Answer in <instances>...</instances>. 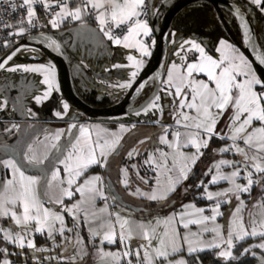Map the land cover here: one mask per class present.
I'll return each mask as SVG.
<instances>
[{"label": "snow or ice", "instance_id": "snow-or-ice-1", "mask_svg": "<svg viewBox=\"0 0 264 264\" xmlns=\"http://www.w3.org/2000/svg\"><path fill=\"white\" fill-rule=\"evenodd\" d=\"M37 6L43 9V18ZM170 6L168 0H80L76 6L72 0H0V17L21 13L16 23L0 18V29L9 37L0 44L8 49L0 56V71L42 77L39 84L46 87L31 96L36 105L60 92L56 64L51 59L18 63L15 58L30 53L38 59L51 52L72 64L73 80L79 79L81 91L98 84L115 100L145 94L143 103L130 106L125 116L147 119L119 123L120 133L135 130L137 123L160 126L155 134L158 140L148 145L151 136L138 139L125 153L127 163L117 166V183L127 195L160 209L155 216L149 211L151 219L146 222L142 215L135 228L131 218L137 208L142 214L144 208L126 203L112 181L94 171L109 170L111 159L123 148L122 135L99 124L80 123L82 114L76 112L65 128L45 129L43 140L0 145V152L7 155L0 158L6 173L0 181V264H14L13 258L19 264H28L29 258L32 264H85L89 255L94 264H134L133 257L135 264H202L199 254L206 251H212L221 264H243L249 253L264 264V76L257 73L253 60L224 37L217 38L213 46L217 55H213L195 34L183 36L172 29L160 33L169 45L160 70L141 77L157 46V23ZM253 7L264 14V0L233 4L229 12L239 21L244 45L255 62L264 66L260 50L264 40L257 43L260 34L254 38L245 19ZM85 17L93 19L96 27ZM150 19L157 23L150 24ZM66 22L76 25L67 30V40L59 31ZM21 37H25L23 43ZM33 42L40 47L32 46ZM107 42L130 50L127 63L104 66L105 73L117 70L115 79H86L91 67L87 58L97 50L110 52ZM73 48L75 62L69 55ZM8 104L4 96L0 110ZM12 109L25 118L37 116L20 95L13 98ZM70 109L61 96L52 114L64 119ZM167 109L174 125L163 119ZM214 140L219 147H212ZM206 152L214 158L197 177V165ZM229 155L233 158H226ZM130 169L138 183L131 181ZM254 188L258 189L255 197ZM165 209L171 210L161 214ZM37 234L51 246H37ZM249 238H259L260 243L244 247L237 255V247ZM106 243L119 247L105 251ZM254 249L262 254L258 256Z\"/></svg>", "mask_w": 264, "mask_h": 264}, {"label": "rangeland", "instance_id": "rangeland-1", "mask_svg": "<svg viewBox=\"0 0 264 264\" xmlns=\"http://www.w3.org/2000/svg\"><path fill=\"white\" fill-rule=\"evenodd\" d=\"M75 26L76 25L70 23L69 27L66 28L64 31H62L61 29H59V31L61 33L65 34L64 38L67 40L69 38V33L67 32V30L74 28ZM178 33L183 35V36L192 35V34H185V33H180V32H178ZM205 43L208 46V42L205 41ZM108 44L110 47V52H105L103 50H97L96 52L93 53L94 56H92V58H91V63H93L92 69H91L92 72H90L89 73L90 75L88 76L90 78V80L92 78H97V79L98 78H107L109 76L112 79H115L116 75H117V70L112 69V70H110L109 73H105L103 71L104 66L109 65L111 63H116V62L127 63V61L125 59V56L127 53L123 52L120 48L113 49V47L110 46V42ZM168 48H169V45L167 44L166 57L169 55ZM80 52H81V54L86 55V53H84L83 49H81ZM114 53H116V57H115ZM69 55L73 58V62H75V60L77 58V50L75 48L70 49ZM90 57H88L87 60ZM15 59H16V62H18V63H39V62H45L49 58H47L44 55L43 58L33 59L32 54L25 53L23 55H18ZM66 61H67L68 67L70 69L71 76H74L75 72H74V68H73L72 64H70L67 59H66ZM120 71L123 72L124 70H120ZM40 79H42V77H40L38 74L22 73V72L8 73V72H4V71L0 72V99H2L4 96H7L9 98L8 106L5 109L0 110V112L5 110L6 117H8V120L10 119L9 120L10 126L13 124L20 125L21 130L17 129L18 134L21 135L23 140H28L29 142H32L37 138L39 140H43V138L45 136V129L54 132L57 128H65L68 123L72 122L73 113H76V112L80 113L79 111H77L76 109L71 107L68 117H65L64 119H57L56 117L53 116L52 110L54 108L59 107V99L61 97L60 92H58V93L53 92L52 96L47 101L43 102L42 105H36L34 103V101L31 99V96L34 93L41 92L43 90V88L46 87L44 85L39 84ZM13 85H15V87H13ZM103 87L104 86L98 85V84H96L92 87V88L97 90V92H96L97 99L102 100V99L108 97L111 100L116 101L115 99H113L111 96L107 95L103 91ZM12 90H14L15 93L14 92L12 93ZM88 91L90 92V91H94V90H88ZM18 95L21 96V102L22 103H24V101H26V98H30L29 99L30 105L29 104L28 105H29V107H32L34 112L37 113L36 117L23 119L24 121L22 123H20L18 121L20 118H24V116L18 115V113H17L19 111L18 109L16 111H13V109L10 108V107H12L13 98L17 97ZM123 97H124V95L120 96L119 100L122 99ZM144 99H145V94L142 93L140 98L138 99V101H136L132 105V107L138 106L139 104H141L144 101ZM167 99L170 100L171 98L169 97ZM166 102L167 101H165V103ZM15 114L18 115V118H16V119H15V116H16ZM137 119L146 120L147 118L143 117V116L136 118V117H132V116L123 115V116L108 119V120H92V119H87L86 116L83 114L80 116V118H79L80 123H89L92 125L99 124L102 127H107L109 129L113 130L114 132H117V134L122 135L124 137V139L122 141L123 148L120 149L119 155H117L113 159H111L110 164H109V170L107 172H105L102 169H94V171L101 172V174L105 176L106 180L110 179L111 181H114V182L118 180L117 166L118 165L124 166L127 163V160L124 158L125 153L129 148H131L135 144V142L138 139H142L145 135L151 136L152 139L147 141L148 145H151L152 141L158 140V137L155 134L157 132H159L160 126L155 125V124L137 123L135 130H133L131 132H124V133L119 132V129H118L119 123L130 124V123L135 122ZM163 119L166 123L169 122V124L174 125V121L172 120L170 109H167L164 112ZM37 120H39L40 122ZM45 120H47V122H45ZM41 121H44V122L42 123ZM7 124H8V122L6 123V125ZM28 125H31V127H27ZM222 126H223V122L221 124V127ZM181 131H183V129H181ZM5 132H8V131H5ZM1 133H2V129H0V145H4L7 143L8 137H3V133L2 134ZM102 135H104V134L102 133ZM2 137H3V139H2ZM169 138H171L170 135H169ZM219 146H220V144L218 142H216L215 140L212 142V147H219ZM34 147H36L39 150L41 146L34 144ZM161 147H163V146L161 145ZM0 157L1 158H7V155H5L3 152H0ZM143 158L144 157L142 156L139 159H143ZM213 158L214 157L209 152H206L205 156L198 163L196 170H199L200 173H202L203 170L206 168V166L211 162V160ZM226 158L232 159L233 157L231 155H229ZM237 159H238V157H237ZM132 162L135 163V161H132ZM228 170L229 169H225V171H228ZM5 174H6L5 170L0 168V181H2L4 179ZM144 174L145 173L142 172L141 176H143ZM9 175H10V173H9ZM130 179L133 182V184L138 183V181L136 180V176L131 169H130ZM118 186H119L118 187L119 188L118 193H120L123 196V199L125 200L126 203L131 205L133 208H137V206L144 208L143 214L139 211V208H137V210L134 212V214L131 218V221H130L134 228L136 227V224L141 220L142 215H143V218L146 222L148 219H151V217L148 215L149 211L151 212L152 216H155L158 212H160V209H158L156 204H149L146 201L135 200L134 198L127 195L126 189H124L119 184H118ZM221 186L223 187L226 185L222 184ZM213 190H215V189H213ZM257 194H258V189L254 188L253 196L255 197ZM245 199H247V197H245ZM131 201H132V203H131ZM102 203L103 202H100L98 205L102 206ZM249 207H250V205H249ZM226 208H227V206L223 207L222 210H225ZM112 210L113 211L115 210V206H113ZM169 210H171V209H165L164 212L161 214H166L167 211H169ZM245 217L247 218V212H245ZM69 226H71L70 221H69ZM195 230H196L195 226H193V231H195ZM84 234H85V232H84ZM57 237L59 239V236H57ZM209 237H210V234L206 235L205 239H208ZM254 243H260L259 238H257V239L249 238V241L245 245V247H247L250 244H254ZM118 247H119V244H118ZM254 251L257 252L258 256L262 254L260 249H254ZM181 255H184V254L181 253ZM186 258L188 259V257H186ZM133 260H134V264H135L134 257H133Z\"/></svg>", "mask_w": 264, "mask_h": 264}, {"label": "water", "instance_id": "water-1", "mask_svg": "<svg viewBox=\"0 0 264 264\" xmlns=\"http://www.w3.org/2000/svg\"><path fill=\"white\" fill-rule=\"evenodd\" d=\"M168 2L171 6L164 11L159 24H157V27L159 29V31L156 33L157 46L153 50L152 57L148 59L147 65L141 73V77L151 75L157 70H160L159 66L161 62L165 60L167 42L161 38L160 33H168L170 31L174 19L181 11H183L188 6L201 2L210 3L214 7L233 44L236 45V47H238L241 51H243L245 55L249 57V59L253 60V65L256 68L257 73L261 76H264V66H260L258 63L255 62L253 53L244 45L242 29L239 28L241 34L240 42L227 25L223 14V10H226L231 15V13L229 12V7L233 4H242L243 2H238L236 0H169ZM245 19L249 22V27L250 29H252L253 37L257 38L255 26L248 13L245 14ZM235 21L239 27V21H237L236 19ZM24 40H21V43H23ZM257 43H259L258 39ZM32 46L40 47V45L35 42L32 43ZM260 50L263 51L262 48ZM45 56L51 59L56 64L57 79L60 85V94L63 99L66 100L72 108L76 109L89 119L108 120L123 116L126 112L130 111V106H132L142 94L141 93L134 100L126 94L121 100L113 103L110 106L93 107L84 102L77 94L66 59L51 52H47Z\"/></svg>", "mask_w": 264, "mask_h": 264}, {"label": "trees", "instance_id": "trees-1", "mask_svg": "<svg viewBox=\"0 0 264 264\" xmlns=\"http://www.w3.org/2000/svg\"><path fill=\"white\" fill-rule=\"evenodd\" d=\"M236 1L242 2L241 0H236ZM72 4L77 5L76 0H72ZM37 11H38V14L42 17L41 8L39 6H37ZM223 14L227 22V25L231 29L232 33L241 42L240 30H239V27L234 17L230 15L226 10H223ZM216 16H217V12L215 11L214 7L210 3H207V2L196 3L191 6H188L176 16V18L174 19L171 25L170 30L175 29L180 33L195 34L199 39H202L208 42V46L207 45L206 46L208 50L212 54H214L213 46L216 44L218 37H224L228 41L232 42L221 20L216 19ZM159 22L158 23L155 22V23L159 24ZM73 84H74L75 90L77 94L79 95V97L84 102H86L87 104L93 107H107L119 101V100H116V101L111 100L108 97L102 100L97 99L96 97L97 95L95 91H90V92L83 91L82 92L81 90L76 88V84L74 80H73ZM133 161L137 162L136 160H133ZM141 171L144 172L143 169ZM200 174H201L200 171L196 170V176L199 177ZM194 182H195L194 179L189 181V183H194ZM113 185L116 190L117 187L115 186V184ZM188 199H191V197H189ZM36 239L38 241H42V240L46 241V239L43 236H40L39 234L36 235ZM248 241L249 239L237 247V249L235 250L237 255H239V252L245 247ZM199 255H200V260L202 261V264H221V262L217 260V258L215 257L212 251H206V252L200 253ZM13 259L16 260L15 258ZM188 259L191 260L192 258L188 257ZM28 264L30 263L28 262ZM243 264H257V259L255 257H252L249 253L243 258Z\"/></svg>", "mask_w": 264, "mask_h": 264}, {"label": "crops", "instance_id": "crops-1", "mask_svg": "<svg viewBox=\"0 0 264 264\" xmlns=\"http://www.w3.org/2000/svg\"><path fill=\"white\" fill-rule=\"evenodd\" d=\"M169 1V0H168ZM243 3L245 2V0H241ZM242 3V4H243ZM72 6H76V4H72ZM248 14H249V16H250V18H251V20H252V22H253V24H254V26H255V29H256V34H260V38L258 39L259 40V43L261 42V40H264V14H262V13H260L259 12V10L258 9H255L254 7L251 9V10H249L248 12H247ZM149 22H150V24L151 23H155V21H153L152 19H150L149 20ZM69 24L70 23H64L63 25H62V27H61V30L62 31H64L66 28H68L69 27ZM91 27H93V28H95L96 27V25H92V24H89ZM230 42V41H229ZM109 43V42H108ZM232 43V42H231ZM118 48H120L123 52H126V53H128L130 50H127V49H123L122 47H113V49H118ZM263 49V51H264V48H262ZM133 54H137V53H133ZM114 55H115V57H116V53H114ZM138 55V54H137ZM213 55H217V54H213ZM92 56H94V54L93 55H91V57L86 61L87 63H90V65H91V67L87 70V76H86V79H89L90 80V78L88 77L90 74V72H92V65H93V63H91V58H92ZM149 59V58H148ZM72 78H73V76H72ZM201 78H205L206 79V77H201ZM75 84H76V88L77 89H79V85H80V82H79V79L77 78V80L75 81ZM80 90V89H79ZM90 90H94L95 92H97V90L96 89H94V88H91ZM83 92V91H82ZM30 98H26V101H24V103L27 105V106H29L30 105V100H29ZM29 104V105H28ZM3 112L5 113V110H3L2 112H0V114H2V116H3ZM18 113V115H21V113H20V111H18L17 112ZM5 116V115H4ZM4 116H3V119H4ZM23 119H26L25 117L24 118H20L18 121L20 122V123H22L24 120ZM37 121H39V120H37ZM40 122V121H39ZM42 123L44 122V121H41ZM45 122H47V120H45ZM168 124H169V122H168ZM15 130H17L16 128H15ZM18 130H21V128H19ZM21 136V135H20ZM21 139H23V138H21ZM1 158V157H0ZM141 175H142V172L140 173ZM8 176L10 177V175L8 174ZM119 187V186H118ZM118 189L119 188H117L116 190H117V192H118ZM127 199V198H126ZM131 203H132V201H131ZM99 206V205H98ZM224 207H226V205L224 206ZM223 209V208H222ZM222 222V221H221ZM7 221H5L4 222V226H6L7 227ZM85 236H86V230H85ZM36 239V238H35ZM56 239H58V237H56ZM59 240H60V238L57 240V242L59 243ZM48 241H44V240H42V241H38L37 239H36V244H37V246H40V245H43V244H48L49 245V247L51 246L50 245V242H48ZM97 243H98V241H97ZM104 249H105V251H116L117 249H118V243L117 244H115V245H108L107 243L104 245ZM89 251L91 252V251H93L92 249H89ZM37 255H41V254H39V253H37ZM251 255V254H250ZM28 262L30 263V264H32V261H31V259L29 258V260H28ZM53 264H55V262L53 261ZM85 264H94V258H93V256L92 255H89L88 257H85ZM257 264H258V260H257Z\"/></svg>", "mask_w": 264, "mask_h": 264}, {"label": "flooded vegetation", "instance_id": "flooded-vegetation-1", "mask_svg": "<svg viewBox=\"0 0 264 264\" xmlns=\"http://www.w3.org/2000/svg\"><path fill=\"white\" fill-rule=\"evenodd\" d=\"M16 90V89H15ZM15 93L14 90H12V93ZM14 95V94H13ZM121 100V99H120ZM12 108V107H10ZM5 115V113L3 112V116ZM15 119L18 118V115L15 114ZM3 116L2 114H0V129H2V133H3V137H8L7 138V145H15L17 143V141H22L23 139H21L22 137L18 134V131L15 130V128H11L10 126V119L8 120V117H6V115L4 116V119H3ZM87 119H89L88 117H86ZM14 121V120H13ZM8 122V124L6 125V123ZM9 128L10 131L8 132H5V128ZM1 133V134H2ZM2 137V139H3ZM113 184H115V186L118 188V183L117 181H112Z\"/></svg>", "mask_w": 264, "mask_h": 264}, {"label": "built area", "instance_id": "built-area-1", "mask_svg": "<svg viewBox=\"0 0 264 264\" xmlns=\"http://www.w3.org/2000/svg\"><path fill=\"white\" fill-rule=\"evenodd\" d=\"M76 2H77V4H79L80 0H76ZM17 3H19V0H17ZM41 14H42L41 18H43L44 12H43L42 8H41ZM20 15H21V13H17V14H14L11 18H9L7 16H3L0 18L4 19L6 22L16 23V21L20 18ZM85 20L87 21L88 24L96 25L95 21L93 19L85 17ZM33 35H35V32H33ZM8 38L9 37L7 36V32L4 31L3 29H0V44L3 43L4 39H8ZM12 39H15V37H12ZM24 39H25V37L20 38V40H24ZM6 51H8V49H4V48L0 47V56L4 55V53ZM14 264H19V261L14 260Z\"/></svg>", "mask_w": 264, "mask_h": 264}]
</instances>
